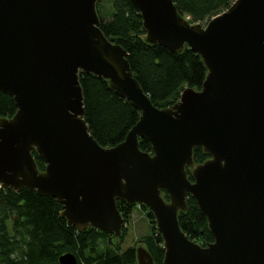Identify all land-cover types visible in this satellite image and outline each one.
Returning <instances> with one entry per match:
<instances>
[{"label":"water","instance_id":"obj_1","mask_svg":"<svg viewBox=\"0 0 264 264\" xmlns=\"http://www.w3.org/2000/svg\"><path fill=\"white\" fill-rule=\"evenodd\" d=\"M99 1L0 0V91L16 106L0 117V190L54 198L77 231L118 239L117 200L144 206L164 244L162 264H264V0H235L206 25L183 18L173 0H132L148 44L175 54L189 47L208 70L200 90L185 89L169 108L152 103L128 52L103 33ZM90 74L141 113L112 148L85 120L80 77ZM196 148L209 155L197 165ZM188 194L208 220L206 247L181 229ZM136 257L155 264L144 247ZM59 263L79 264L72 253Z\"/></svg>","mask_w":264,"mask_h":264},{"label":"trees","instance_id":"obj_2","mask_svg":"<svg viewBox=\"0 0 264 264\" xmlns=\"http://www.w3.org/2000/svg\"><path fill=\"white\" fill-rule=\"evenodd\" d=\"M183 18L191 24H206L226 11L235 0H173ZM110 7H107V6ZM98 14L105 36L128 52V61L135 78L152 103L158 108H169L181 98L187 88L200 90L208 70L201 58L189 47L175 54L160 45L146 42L142 16L132 0H100ZM85 105V120L94 139L103 148L122 143L138 123L141 113L128 100L115 94L108 81L94 75L80 77ZM16 113L14 98L0 91V117L11 118ZM143 152H152L146 139H140ZM40 171L46 164L34 152ZM209 158L202 148L194 149V162L201 164ZM189 179L193 181L191 169ZM164 198L169 197L164 192ZM188 210L179 213L182 231L191 241L203 247L214 242L207 218L196 200L188 194ZM117 208L125 222L135 207L117 200ZM147 212V208L142 206ZM60 202L39 196L34 190H0V264H60L61 256L72 253L79 264H138L136 250L122 251L113 244V234L89 228L79 232L61 216ZM148 217L155 225L154 217ZM146 250L155 264H162L164 244L155 228L145 241Z\"/></svg>","mask_w":264,"mask_h":264},{"label":"rangeland","instance_id":"obj_3","mask_svg":"<svg viewBox=\"0 0 264 264\" xmlns=\"http://www.w3.org/2000/svg\"><path fill=\"white\" fill-rule=\"evenodd\" d=\"M107 7L110 6L108 5ZM154 228L156 231V224L154 225L151 222L148 212L143 208L135 207L131 217L124 224L125 236L122 240V251L129 248H134L135 250L139 247L146 248L145 241L153 235ZM119 240L115 237L112 239V243L119 245Z\"/></svg>","mask_w":264,"mask_h":264},{"label":"built area","instance_id":"obj_4","mask_svg":"<svg viewBox=\"0 0 264 264\" xmlns=\"http://www.w3.org/2000/svg\"><path fill=\"white\" fill-rule=\"evenodd\" d=\"M136 207H138V208H142V206H140V205H138V206H136Z\"/></svg>","mask_w":264,"mask_h":264}]
</instances>
